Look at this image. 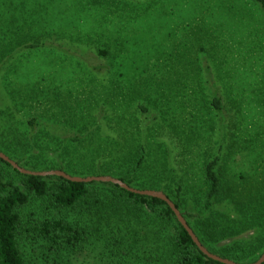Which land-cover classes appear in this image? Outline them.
Returning a JSON list of instances; mask_svg holds the SVG:
<instances>
[{
    "label": "trees",
    "instance_id": "16d2710c",
    "mask_svg": "<svg viewBox=\"0 0 264 264\" xmlns=\"http://www.w3.org/2000/svg\"><path fill=\"white\" fill-rule=\"evenodd\" d=\"M251 2L264 24V0ZM195 10L179 47L136 60L150 73L131 100L120 87L111 84L103 96L91 83L70 89L69 102L51 109L50 90L42 82L27 85L0 127V151L32 171L111 176L161 191L210 253L253 264L264 254V94L252 84L248 56L246 71L232 66L231 48L212 37L214 26L199 18L202 8ZM254 30L263 42L261 29ZM108 46L110 64L117 63L120 51ZM123 74L110 70V81ZM29 97L38 103L33 118L23 114ZM102 97L110 98V134L95 109L78 106ZM151 113L150 128L141 132L140 115ZM48 123L67 137L55 127L50 132ZM240 158L249 160L247 170L233 168ZM90 242L114 254L109 264H222L200 251L160 199L111 183L24 175L0 158V264H81Z\"/></svg>",
    "mask_w": 264,
    "mask_h": 264
},
{
    "label": "rangeland",
    "instance_id": "374dc122",
    "mask_svg": "<svg viewBox=\"0 0 264 264\" xmlns=\"http://www.w3.org/2000/svg\"><path fill=\"white\" fill-rule=\"evenodd\" d=\"M200 7L199 18L214 26L212 37L231 48L232 66L246 71L244 57L248 56L254 72L252 84L257 93L264 94V41L254 36V27L260 28L259 35L264 36V24L257 18L259 13L251 0H101L98 4L90 0H0V127L15 113L13 101H18L20 92L32 83L42 82L50 90L49 97H53L47 101L48 106L58 110L69 102L70 89L91 83L99 87L103 96L105 92L110 94L112 84L120 87L127 100L137 97L150 72H145L144 62L136 60L148 52L161 55L175 44L179 47L178 42L187 36L185 27L194 24L195 8ZM220 23L225 25L222 33ZM107 43L120 51V60L114 64L111 61L113 65ZM110 70L125 76L110 81ZM81 101L80 108L95 109L103 132L112 133L107 128L112 115L110 98L108 102L105 97ZM37 105L29 97L23 114L38 116ZM153 117L152 113L140 115L141 132L150 128ZM47 125L50 132L55 127L60 136L67 137L68 133L60 130L62 127ZM174 152L175 160H180ZM244 164H249V160L240 158L233 168L247 170ZM261 172L263 175L264 170ZM28 254L33 255L32 248ZM113 257L90 242L78 260L81 264H109Z\"/></svg>",
    "mask_w": 264,
    "mask_h": 264
},
{
    "label": "water",
    "instance_id": "95a60500",
    "mask_svg": "<svg viewBox=\"0 0 264 264\" xmlns=\"http://www.w3.org/2000/svg\"><path fill=\"white\" fill-rule=\"evenodd\" d=\"M0 158L2 160H4L5 162H7L8 164H10L14 169H16L17 171H19L20 173H22L24 175H33V176H39V177L57 176V177L64 178L68 181L74 182V183H92V182L111 183L114 185H118L122 189L129 191L131 193L137 194V195L160 199V200L166 202L168 204V206L172 209V211L174 212L179 223L185 228V230L188 232V234L192 238L193 242L197 245V247L200 249V251L204 255H206L208 258H210L216 262L222 263V264H238V263H235L231 260L224 259V258H221L217 255L210 253L208 251V249L201 244L198 237L195 235L193 230L190 228L187 221L182 216L181 212L178 210V208L175 206V204L161 191L134 189V188L128 186L127 184H125L124 182H122L118 179H115L113 177H109V176L81 178V177H72V176L66 174L65 172L57 171V170L56 171H49V172H32V171H28V170L21 168L17 163L12 161L9 157H7L2 152H0ZM253 264H264V254L262 255V257L257 262H255Z\"/></svg>",
    "mask_w": 264,
    "mask_h": 264
}]
</instances>
